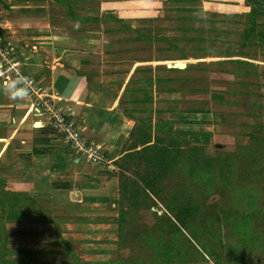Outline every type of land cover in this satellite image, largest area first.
Here are the masks:
<instances>
[{"label":"rangeland","instance_id":"rangeland-1","mask_svg":"<svg viewBox=\"0 0 264 264\" xmlns=\"http://www.w3.org/2000/svg\"><path fill=\"white\" fill-rule=\"evenodd\" d=\"M91 1L77 22L52 4L53 30L79 40L91 81L125 87L117 229L87 251L0 247V264H264V3Z\"/></svg>","mask_w":264,"mask_h":264},{"label":"crops","instance_id":"crops-1","mask_svg":"<svg viewBox=\"0 0 264 264\" xmlns=\"http://www.w3.org/2000/svg\"><path fill=\"white\" fill-rule=\"evenodd\" d=\"M88 1L0 0V38L16 56L15 69L0 65L3 261L9 262L6 251L17 245V249L44 251L49 243L47 235L78 239L77 249L87 251L95 236H106L117 229V212L111 207H117L121 196L118 167L114 163L112 169L94 166L68 148L54 134L50 120L24 86L26 78L37 83L53 97L57 107L85 128L86 137L100 145L112 162L115 156V160L120 157L119 144L127 136L129 119L117 94L120 98L125 87L114 96L102 72L91 81L85 71L87 53L74 54L70 48L79 40L54 31L57 24L52 19V4L67 2L69 5H64L68 6L69 17L77 22L73 15L77 5ZM91 2L103 4L101 0ZM201 3L207 9L209 4L219 5V0ZM100 11L101 15L106 13L104 6ZM139 65H134L130 73ZM8 88L19 95H10Z\"/></svg>","mask_w":264,"mask_h":264},{"label":"built area","instance_id":"built-area-1","mask_svg":"<svg viewBox=\"0 0 264 264\" xmlns=\"http://www.w3.org/2000/svg\"><path fill=\"white\" fill-rule=\"evenodd\" d=\"M15 51L12 47L3 46L0 38V65L9 70L15 69ZM18 75V74H17ZM24 86L33 96L36 106L40 108L50 120L54 134L75 154L86 159L90 164L106 169L113 168V162L93 140L85 135V128L80 126L72 116L65 114L57 107L53 97L42 90L37 83L26 78Z\"/></svg>","mask_w":264,"mask_h":264},{"label":"clouds","instance_id":"clouds-1","mask_svg":"<svg viewBox=\"0 0 264 264\" xmlns=\"http://www.w3.org/2000/svg\"><path fill=\"white\" fill-rule=\"evenodd\" d=\"M6 91L10 94V95H19L18 92H15L13 88H8L6 89Z\"/></svg>","mask_w":264,"mask_h":264}]
</instances>
